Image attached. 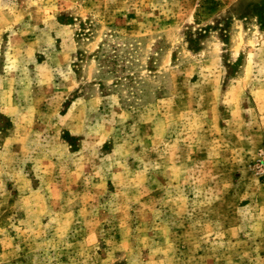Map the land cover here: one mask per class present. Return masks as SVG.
Wrapping results in <instances>:
<instances>
[{
	"label": "rangeland",
	"instance_id": "374dc122",
	"mask_svg": "<svg viewBox=\"0 0 264 264\" xmlns=\"http://www.w3.org/2000/svg\"><path fill=\"white\" fill-rule=\"evenodd\" d=\"M0 264H264V0H0Z\"/></svg>",
	"mask_w": 264,
	"mask_h": 264
}]
</instances>
